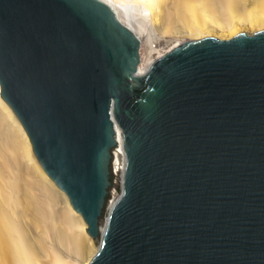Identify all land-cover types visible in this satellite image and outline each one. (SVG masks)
<instances>
[{
  "label": "water",
  "instance_id": "95a60500",
  "mask_svg": "<svg viewBox=\"0 0 264 264\" xmlns=\"http://www.w3.org/2000/svg\"><path fill=\"white\" fill-rule=\"evenodd\" d=\"M140 45L104 0H0V95L100 234L87 264H264V28L184 40L143 73Z\"/></svg>",
  "mask_w": 264,
  "mask_h": 264
},
{
  "label": "bare ground",
  "instance_id": "6f19581e",
  "mask_svg": "<svg viewBox=\"0 0 264 264\" xmlns=\"http://www.w3.org/2000/svg\"><path fill=\"white\" fill-rule=\"evenodd\" d=\"M104 1L140 39L139 73L155 58L159 40L174 46L183 37H225L264 28V0ZM29 143L0 95V264H87L98 245L93 246L83 218L42 169ZM21 145L34 169L24 163Z\"/></svg>",
  "mask_w": 264,
  "mask_h": 264
},
{
  "label": "rangeland",
  "instance_id": "374dc122",
  "mask_svg": "<svg viewBox=\"0 0 264 264\" xmlns=\"http://www.w3.org/2000/svg\"><path fill=\"white\" fill-rule=\"evenodd\" d=\"M170 1V0H161V2L162 3H164L165 5H166V3H168V2ZM174 28V27H173ZM173 28H171V29H173ZM174 30V29H173ZM184 39L185 40H187V39H189L188 37H183L181 40H180V42H183L184 41ZM183 40V41H182ZM163 41V39L160 41H158L159 43H157V45H156V50L154 51V53H153V55H154V57H156V56H158V54H159V52H161V54L163 53V52H165L167 49H169L172 45H173V42L172 43H166V42H162ZM179 42V43H180ZM168 44V46H166ZM164 45V46H163ZM166 46V47H165ZM165 47V48H164ZM161 48V49H160ZM164 48V49H163ZM161 51H160V50ZM30 144V143H29ZM21 153H22V159H23V161H24V163L30 168V169H34V167H33V165H32V163L30 162V160L28 159L29 158V156L27 155L28 153H27V151H26V149H25V147L24 146H22L21 145ZM30 149H31V146H30ZM31 152H32V149H31ZM33 153V152H32ZM120 191H121V183H120V180H117V181H113L112 180V178H111V185H110V187H109V189H108V194H107V197H106V201H105V204H104V211H103V213L101 214V216H100V219H99V224H100V226H101V224H102V226H103V224H104V222H105V218H106V216H107V212H108V208H109V205H110V202H111V200H113V199H115L118 195H119V193H120ZM26 200V199H25ZM85 233L90 237V239L92 240V244H93V246H97L98 244H99V241H100V234H98L97 235V237H95V238H93V237H91L86 231H85ZM89 248L90 247H85V249H84V252H83V256L89 251ZM95 249V248H94ZM94 249L93 250H90V252H89V254L88 255H90L93 251H94Z\"/></svg>",
  "mask_w": 264,
  "mask_h": 264
},
{
  "label": "built area",
  "instance_id": "2783aa9c",
  "mask_svg": "<svg viewBox=\"0 0 264 264\" xmlns=\"http://www.w3.org/2000/svg\"><path fill=\"white\" fill-rule=\"evenodd\" d=\"M110 174L113 181L122 182V173L125 164L124 150L121 141L117 138V143L111 149Z\"/></svg>",
  "mask_w": 264,
  "mask_h": 264
},
{
  "label": "trees",
  "instance_id": "16d2710c",
  "mask_svg": "<svg viewBox=\"0 0 264 264\" xmlns=\"http://www.w3.org/2000/svg\"><path fill=\"white\" fill-rule=\"evenodd\" d=\"M103 211H104V207H103L102 213H103Z\"/></svg>",
  "mask_w": 264,
  "mask_h": 264
}]
</instances>
